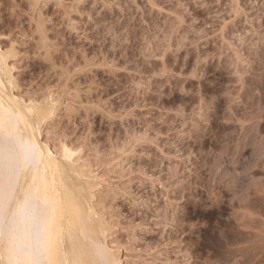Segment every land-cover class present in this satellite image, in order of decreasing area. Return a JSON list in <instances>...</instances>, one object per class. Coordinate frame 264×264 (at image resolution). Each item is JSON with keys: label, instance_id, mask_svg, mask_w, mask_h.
Here are the masks:
<instances>
[{"label": "rangeland", "instance_id": "obj_1", "mask_svg": "<svg viewBox=\"0 0 264 264\" xmlns=\"http://www.w3.org/2000/svg\"><path fill=\"white\" fill-rule=\"evenodd\" d=\"M15 2L26 10L28 0ZM47 2L37 15L55 21L49 35L57 41V63L72 58L77 66L87 64L71 88L80 89L84 104H103L123 116L74 112L69 120L62 110L51 123L55 140L42 130L57 155L60 137L72 147L87 138L79 159L99 176L97 212L123 221L107 236L118 258L128 264L125 228H135L137 256L163 242L164 255L152 258L172 264L185 252L198 264L237 258L264 264V198L257 190L264 184V0H244L248 15L242 19L229 15L234 0H65L79 34L68 28L55 0ZM11 3L0 0V34L31 32L30 18L23 10L13 17ZM226 18L227 38H235L244 63L219 31ZM0 47L9 44L0 41ZM36 52L35 42L22 43L10 62L15 93L42 100L47 89L64 91L66 84ZM58 99L66 107L79 97ZM130 130L156 142L121 151Z\"/></svg>", "mask_w": 264, "mask_h": 264}, {"label": "snow or ice", "instance_id": "obj_2", "mask_svg": "<svg viewBox=\"0 0 264 264\" xmlns=\"http://www.w3.org/2000/svg\"><path fill=\"white\" fill-rule=\"evenodd\" d=\"M83 2V0H81ZM90 2V0H89ZM244 0H234L232 10L229 15L233 19L245 18L248 13L246 6L243 5ZM55 6L57 9L64 10V21L68 23V28L72 32L78 33V25L71 21V12L68 11V5L65 0H55ZM79 5L74 4L73 9ZM110 4L106 3L105 7H109ZM12 16L15 17L19 10H23V17L30 18L32 23L31 32H20L18 29H12L6 31L4 34H0V41L9 44L6 49L7 57H5V49L0 48V71L6 64L8 59H11L18 46L22 43L27 47V42L33 41L36 44L37 52L36 55L46 60L52 67L50 71H54L59 77V84L61 86L66 84L64 91L60 88H49L44 93V99H37L35 103L25 96L26 103L20 105L17 102V107L13 108L10 106V124H18L21 120L26 125H30L33 130V136L36 131H42L43 128L49 129V136L55 140V137L59 135L55 130L51 129V123L55 122L56 116L59 115L60 111L64 110L67 112V118L70 120L74 112H79L83 115L84 112H100L106 119H113L117 115L123 118L121 114H115L110 111H106L103 104H84L83 93L80 89L73 90L71 88L72 82L76 79V76L84 71H87L86 62H80L79 66L73 62L72 58H68L66 61H60L57 63L56 55L59 51L57 48V41L50 38L51 25L55 21L49 17L38 16L37 13L42 12L44 7H48L47 0H28V4L25 6H18L15 0H12L10 5ZM261 12V35L264 36V3L260 5ZM89 21L93 19L90 15ZM183 20L180 21L183 24ZM231 23L227 18L221 25H218L219 31L225 33V45L230 49H235L237 52V62H246L242 57L239 56V48L237 47L235 38L231 41L227 38L225 32L226 26ZM63 26V25H62ZM111 33V29L108 30L107 34ZM87 61V58H85ZM106 68L112 69L114 65H105ZM118 71H124V69L116 68ZM155 75L163 76L165 73L158 72ZM2 76H0V82H2ZM10 85H6L8 87ZM142 87V85H137ZM75 93L79 99L68 100L67 106L65 107L62 99L58 97H72ZM59 105V107H58ZM2 107V105H0ZM264 107V104H262ZM264 118V112L261 113ZM203 118V117H202ZM244 123L251 126L252 121L246 120ZM58 143L59 148L63 152V161L67 164L75 163L79 160V157L86 151L88 147L87 138H81L75 146L69 148L66 146L64 137H60L59 140L55 141ZM156 142L155 137H150L147 132L139 134L129 132V136L125 141V148L121 151H127L132 149H138L140 145L153 144ZM41 146L38 144H32L31 140L25 150L24 158L26 161L30 160L36 163L38 158L42 159L43 153L40 151ZM51 155V153H49ZM9 156H10V172L13 176L18 175V163L15 158V144L14 138L10 133L9 136ZM99 156V154H98ZM67 164L64 165L67 169ZM59 172V167L57 168ZM55 175V174H54ZM62 177L66 176L68 181H71L73 185H76L74 191L78 192L81 198L91 197L95 200L96 194L94 189L89 185L78 184V180L92 181L96 177V172L89 166L85 165L83 171H76L73 173H61ZM77 178V179H74ZM230 183V181H228ZM55 183V181H53ZM163 187V185H162ZM262 198H264V184L260 185L257 189ZM251 191V189H249ZM103 199V197H101ZM7 205V207H5ZM73 212L78 211V206L75 200L72 201ZM107 211V210H106ZM89 213L95 215V225L98 229L99 235L107 236L114 230H119L123 226V221L117 216H113L111 220H108L106 215L95 214L92 209H89ZM174 223V221H173ZM170 224H166L165 227H170ZM199 225L193 224V229ZM129 234V241L125 245L132 255L128 258V264H172L171 261L165 259L156 260L152 258L157 252L161 256L164 255V249L167 247L161 242L159 248H149L144 250L142 255L137 256L136 250L141 246L134 242L133 236L139 233L135 228H125ZM232 243L229 238V244ZM61 240L54 229V209L46 195L40 194L39 186L36 187L35 192H29L25 195L23 200L18 201L15 196V187L13 184H9L7 189L0 185V264H4L5 257L6 264H56L55 257L59 254ZM124 249H121V256ZM87 255L90 257L87 261H77L76 264H124L122 258L117 257V250L115 248H109L106 244L101 242L93 241L90 246ZM184 256L183 261H177L175 264H198L196 260H193L191 256L185 252L182 253ZM219 264H225L221 261ZM227 264H244V261L237 258L235 261L229 260Z\"/></svg>", "mask_w": 264, "mask_h": 264}, {"label": "bare ground", "instance_id": "obj_3", "mask_svg": "<svg viewBox=\"0 0 264 264\" xmlns=\"http://www.w3.org/2000/svg\"><path fill=\"white\" fill-rule=\"evenodd\" d=\"M5 57H7L6 50ZM10 61L8 59L0 71V76L3 78L0 82V105H2L0 107V185L7 189L10 183L13 184L18 201L23 200L30 191L35 192L36 187L39 186L40 194L48 197L54 209V229L61 240L59 254L54 258L56 264H76L77 261H87L90 259L87 255L89 246L93 241L104 243L111 248L107 243L108 235H99L95 225V215L89 213L91 208L93 213L98 214L94 204L95 200H92L90 196L81 198L80 194L74 191L76 185L68 181L66 176L61 175L65 172L70 174L83 171L86 164L81 163V158L75 163L67 164L62 159V150L59 148L57 155L46 143L47 141L43 140L42 131H36L33 136L32 127L26 125L23 120L18 124H10V106L15 108L18 106L17 102L20 105L26 103L22 96L15 93L17 82L12 74L14 68ZM6 85L10 86L5 87ZM31 100L35 103L37 99ZM10 133L14 138L15 158L18 163V175L16 176L10 172ZM30 140L32 144L40 145V151L43 153L42 159L38 158L36 163L26 161L24 158ZM66 146L72 148L69 144ZM65 164H67V169L64 167ZM58 167L59 172H57ZM74 179L77 178L74 177ZM97 179L99 176L90 182L78 180V184L85 187L90 185L95 191L100 188ZM73 200L78 206L76 212L72 210ZM6 259L5 257L4 264H6Z\"/></svg>", "mask_w": 264, "mask_h": 264}]
</instances>
